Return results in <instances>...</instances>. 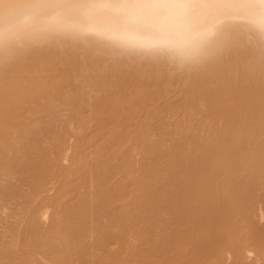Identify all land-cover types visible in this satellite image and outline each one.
<instances>
[{
  "label": "bare ground",
  "instance_id": "bare-ground-1",
  "mask_svg": "<svg viewBox=\"0 0 264 264\" xmlns=\"http://www.w3.org/2000/svg\"><path fill=\"white\" fill-rule=\"evenodd\" d=\"M84 108L93 112L88 121ZM59 110L70 113V131ZM99 110L143 113L136 119L209 196L227 190L238 205L248 202L251 230L238 229L215 252L186 256L173 244L152 254L117 230L124 193L116 187L97 194L104 215L94 222L84 208L89 176L86 189L78 184L86 192L72 197L81 177L72 162L82 134L104 117ZM68 194L71 205L60 209ZM262 194L264 0H0V264H183L201 256L264 264ZM6 218L15 221L9 228ZM94 226L110 244L92 240ZM65 235L78 243L69 247Z\"/></svg>",
  "mask_w": 264,
  "mask_h": 264
},
{
  "label": "snow or ice",
  "instance_id": "snow-or-ice-1",
  "mask_svg": "<svg viewBox=\"0 0 264 264\" xmlns=\"http://www.w3.org/2000/svg\"><path fill=\"white\" fill-rule=\"evenodd\" d=\"M112 124L110 131L90 129L86 135L83 171L90 177L93 220L104 215L98 193L116 187L124 193L122 217L117 230L126 232L131 245H143L150 253L169 250L179 244L183 254L219 251L226 248L235 232L249 231L248 202L238 205L231 193L224 190L217 197L209 196L193 178L188 165L159 136L148 132L151 127L140 119H126L111 113L104 116L97 128ZM254 197H250L253 199ZM223 201L231 203L225 211ZM264 205V194L261 195ZM79 210V209H77ZM45 219H48L47 215ZM261 237L264 239V212L260 214ZM107 233L92 230V240L106 243ZM63 243L73 247L75 236L65 235ZM137 264H180L167 259H144ZM183 264H222L211 257L188 259Z\"/></svg>",
  "mask_w": 264,
  "mask_h": 264
},
{
  "label": "rangeland",
  "instance_id": "rangeland-1",
  "mask_svg": "<svg viewBox=\"0 0 264 264\" xmlns=\"http://www.w3.org/2000/svg\"><path fill=\"white\" fill-rule=\"evenodd\" d=\"M167 96H168V95H167ZM167 96L165 97V95H164V96H163V100H165V101H166V99L168 100V97H167ZM164 97H165V98H164ZM170 97L173 98V97L170 95V96H169V100L171 99ZM176 99H177V98H175V102L177 101ZM178 100H179V99H178ZM165 101H163V102H165ZM172 101H174V100L172 99ZM163 102L161 101V102H159V104H160V103H163ZM167 102H168V101H166V103H164V104H165V105L168 104ZM177 102H178V101H177ZM160 105H161V104H160ZM160 105H159V106H160ZM162 105H163V104H162ZM169 105H170V104H169ZM173 105L176 106L177 104L174 103ZM171 106H172V105H171ZM163 107H164V106H163ZM166 107H169V106L166 105ZM172 107H173V106H172ZM63 112H64V110H59L58 117L61 116L60 119H61L62 121L65 120L64 122H65V124H66V125H65V126H66V129L70 131V129H69L68 126H67V125H68V122H66V121L69 119V114H70V113H69V112H66V111H65L64 113H63ZM83 112H84V113H83ZM97 112L101 113L102 116L105 115V112L102 111V110H99V111H97ZM103 112H104V113H103ZM125 112H126V114H125ZM125 112H124V114H125V118H126V119H133V118L136 119V117H137L139 114H141V113H139V114L136 113V114H137V115H136V114H134L132 111H130V113H133V114H132V117H133V118H130V115L128 116L127 111H125ZM67 113H68V114H67ZM92 113H93V112H90L88 109L84 108V109L82 110V112H81V116H82V118L84 117L83 120H85V121L87 120V121H88L90 118H93V114H92ZM128 113H129V111H128ZM62 114H64V115H62ZM142 114H143V113H142ZM142 114H141L140 116H142ZM59 115H60V116H59ZM66 115H67V116H66ZM62 116H63V117H62ZM123 116H124V115H123ZM134 116H135V117H134ZM64 118H66V119H64ZM138 118H139V117H138ZM138 118H137V119H138ZM93 120H94V121H93ZM93 120H92V123H91V128L94 127V129H95L96 131L99 130V132H103L104 129L101 130L102 128H101V129L97 128V126H96V123H97V122H96V119H93ZM201 124H202V123H201ZM108 125H109V126H108ZM206 125H207V124H206ZM58 126H59V124H58ZM106 126H107V127H105V128H106L105 130H108V131H109V129H112V124L109 123V124H107ZM76 127H77V126H76ZM76 127L73 126L72 129H75ZM110 127H111V128H110ZM105 130H104V131H105ZM88 131H89V129H88ZM99 132H98V133H99ZM87 133H88V132H87ZM87 133L84 132V133L82 134V137H80L82 140L79 142L80 144L78 143V144L80 145V146H78V150H77V152L79 151V152H78V156H77V157L79 158L78 161L83 160V158L85 157V145H84V144H86V143H85V140H86L85 137H86ZM83 140H84V141H83ZM82 144H83V145H82ZM80 147H81V148H80ZM82 149H84V151H83ZM80 150H81V151H80ZM83 153H84V154H83ZM81 156H82V157H81ZM78 158H76L75 161L72 162V166L74 165L76 168L79 169V168L81 167L80 165H81V162H82V161L77 162L76 160H77ZM80 158H81V159H80ZM76 162H77V163H76ZM79 163H80V164H79ZM66 166H67V167H66ZM66 166H63V165H62L61 169L65 170V171H68L69 169H67V168H70V165H66ZM74 166H73V167H74ZM79 171H80V176H81V177H79L80 180H78V181H76V183H73V184H72L73 186L76 185V191L73 192V196H72L73 198L76 197L75 195H77V193H80V194H81V193H83V191L86 192V190H85L86 187L83 186L84 184H82V183H83L82 181H83V179L86 178L88 175H87L85 172H82V171H83L82 167L79 169ZM82 175H83V176H82ZM79 182H81V183H79ZM78 184L80 185V187L85 188V189L82 190V188H79V187H78V186H79ZM78 188H79V189H78ZM69 189H75V188H73V187L70 188V187H69ZM77 190H78V191L80 190V192H78ZM81 190H82V192H81ZM76 192H77V193H76ZM74 193H75V194H74ZM52 194H53V192H52V193H49L48 195L52 196ZM70 194H72V193H70ZM70 194H68V195L65 196V198H66V202H68V199H69L68 197L70 196ZM50 196H49V197H50ZM65 198H64V199H65ZM73 198H72V199H73ZM64 199L60 200V204L62 203V201H64ZM72 199H71V198L69 199V203H63V204H65V206H64V205L61 206L60 209H63V207H65V208H66V207H69V206L71 205V203H72ZM58 201H59V200H58ZM8 214H9V212H8ZM0 218H1V217H0ZM7 219H8V220H7ZM4 221H6V222H4V223H6V224H4L5 228H6V227L9 228V227H11V224H12V223H15V221L13 222V220H11V219H9V218L4 219ZM8 221H9V222H8ZM1 222H3V221H1ZM8 223H9L10 225H9ZM34 225H35V227H36V226L38 227V224L35 223V222H34ZM39 225H40V224H39ZM45 226H46V225H44V227H45ZM42 227H43V226H42Z\"/></svg>",
  "mask_w": 264,
  "mask_h": 264
}]
</instances>
